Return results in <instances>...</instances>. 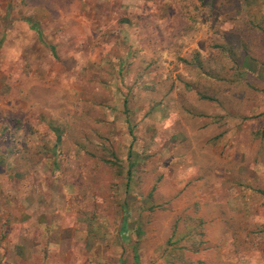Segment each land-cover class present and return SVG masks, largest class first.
Returning <instances> with one entry per match:
<instances>
[{"label":"rangeland","instance_id":"rangeland-1","mask_svg":"<svg viewBox=\"0 0 264 264\" xmlns=\"http://www.w3.org/2000/svg\"><path fill=\"white\" fill-rule=\"evenodd\" d=\"M0 264H264V0H0Z\"/></svg>","mask_w":264,"mask_h":264},{"label":"trees","instance_id":"trees-1","mask_svg":"<svg viewBox=\"0 0 264 264\" xmlns=\"http://www.w3.org/2000/svg\"><path fill=\"white\" fill-rule=\"evenodd\" d=\"M36 29V31L39 33V29L38 28H35ZM129 177H131L130 175V172H129ZM129 180H130V178H129ZM122 231H124V232H127V218H125L124 219V223H123V226H122ZM137 262H138V257H137Z\"/></svg>","mask_w":264,"mask_h":264}]
</instances>
